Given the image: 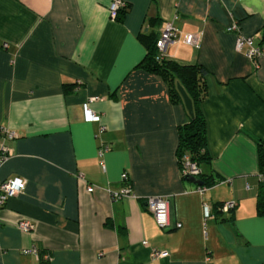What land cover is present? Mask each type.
Masks as SVG:
<instances>
[{
	"label": "crops",
	"instance_id": "1",
	"mask_svg": "<svg viewBox=\"0 0 264 264\" xmlns=\"http://www.w3.org/2000/svg\"><path fill=\"white\" fill-rule=\"evenodd\" d=\"M114 1L0 0V129L17 135L0 136L11 151L0 184L27 182L0 208V264H43L32 248L51 255L47 264H264V0H120L121 21L111 19ZM166 22L179 34L166 58L210 72L201 106L210 160L200 168L216 183L205 194L181 172L185 107L137 68L147 55L140 34L160 37ZM233 24L262 48L258 66L238 51ZM186 34H202L201 48ZM87 105L100 123L87 121ZM124 173L135 196L115 200ZM149 197L167 198L168 228ZM228 202L236 208L221 213ZM154 250L169 257L153 261Z\"/></svg>",
	"mask_w": 264,
	"mask_h": 264
},
{
	"label": "built area",
	"instance_id": "2",
	"mask_svg": "<svg viewBox=\"0 0 264 264\" xmlns=\"http://www.w3.org/2000/svg\"><path fill=\"white\" fill-rule=\"evenodd\" d=\"M127 4L120 0H115L111 7V19L117 20L118 14L122 9H125ZM228 33H236L238 35L237 40V49L242 51L244 47H247V57L251 59L256 66L259 64V60L263 54V50L260 46H256L254 38H246L241 36L240 29L237 24L231 25L227 29ZM202 34H186L183 36V42L189 46H192L196 49L201 48L202 44ZM179 38L177 30L174 28L173 24L166 22L163 25V31L160 34V37L157 41L158 56L166 57L167 47L174 43ZM8 47V45H5ZM86 119L89 122L100 123L101 117L96 114L88 105L85 107ZM0 136H5L9 140L17 138L16 133L9 132L6 129H0ZM0 137V138H1ZM109 151V147H103L100 150V155L102 156L105 152ZM11 156V151L5 146H0V167L9 159ZM182 176L185 178L196 177L199 178L202 175L201 168L194 162L191 161L189 156L183 158L181 164ZM264 180V176L261 177ZM122 181L125 186L118 192H112V197L115 200H122L127 197H134L133 189L130 183V178L127 173L122 175ZM27 182L22 179H14L3 182L0 184V208H2L10 198L17 197L20 195L26 188ZM95 188L93 186L88 187V192L93 193ZM208 191V187H199L198 192L200 194H205ZM145 204L148 211L153 215L157 225L163 229L170 226V215H169V202L165 197H149L145 199ZM236 202L224 203L220 206V211L224 214L231 213L236 208ZM210 209L208 205H204V218H212ZM18 228L24 233H30L34 229V225L30 220H22L18 223ZM178 228H181V225H178ZM26 253L34 255L37 259L44 263H50L52 257L50 254L41 252L37 248H32L26 251ZM169 257L168 251H158L154 250L152 253V260L157 261L159 259H165Z\"/></svg>",
	"mask_w": 264,
	"mask_h": 264
},
{
	"label": "trees",
	"instance_id": "3",
	"mask_svg": "<svg viewBox=\"0 0 264 264\" xmlns=\"http://www.w3.org/2000/svg\"><path fill=\"white\" fill-rule=\"evenodd\" d=\"M127 11L128 4L125 9L119 12L117 20H123ZM158 23L159 21L155 19L150 21V25L153 28ZM158 39L159 36L155 32L149 35L140 34L139 40L145 46L147 55L137 68L160 76L168 86L169 98L172 102L180 103L185 107L182 96L177 88L178 83L181 84L191 98L195 116L191 119L188 115V122L180 129L178 158L181 165L183 158L189 156L192 162L201 167L203 163H208L210 160V153L207 148L206 120L201 110V106L208 95L206 78L210 75V72L199 64L182 65L166 57H159L157 48ZM258 148L260 169L262 176H264V141L258 142ZM198 179L203 183L200 187L206 186L212 188L216 183L207 178L206 175H203V173ZM258 211L261 216H264V188L258 201ZM41 254L43 255L44 253L41 252ZM43 264L47 263L43 262Z\"/></svg>",
	"mask_w": 264,
	"mask_h": 264
},
{
	"label": "water",
	"instance_id": "4",
	"mask_svg": "<svg viewBox=\"0 0 264 264\" xmlns=\"http://www.w3.org/2000/svg\"><path fill=\"white\" fill-rule=\"evenodd\" d=\"M177 88H178L179 93L182 96V99L184 101V105L188 112V115L190 116L191 119H193L195 116V113H194V107H193V102L191 98L188 96V94L186 93L185 89L181 86V84L178 83ZM187 180L199 186L203 185V183L196 177H189L187 178Z\"/></svg>",
	"mask_w": 264,
	"mask_h": 264
}]
</instances>
